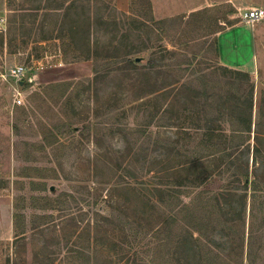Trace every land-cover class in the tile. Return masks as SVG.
Listing matches in <instances>:
<instances>
[{"label": "rangeland", "instance_id": "rangeland-1", "mask_svg": "<svg viewBox=\"0 0 264 264\" xmlns=\"http://www.w3.org/2000/svg\"><path fill=\"white\" fill-rule=\"evenodd\" d=\"M130 3L124 14L117 0H54L36 13L32 0H0V191L14 195L17 227L13 241H0V264H241L252 233L264 264V202L253 222L250 213L252 197L264 196L254 175L264 74L248 130V84L224 71L215 39L232 7L158 20L150 0ZM74 4L92 10V60L75 58L58 33L44 40L42 27L57 22L59 31ZM29 12L38 16L25 26ZM127 51L138 52L139 75L126 72ZM17 67L26 69L19 82ZM248 168L246 221L220 231L219 216L209 234L227 245L207 241L194 253L201 210L216 209L215 194L242 190Z\"/></svg>", "mask_w": 264, "mask_h": 264}, {"label": "trees", "instance_id": "trees-1", "mask_svg": "<svg viewBox=\"0 0 264 264\" xmlns=\"http://www.w3.org/2000/svg\"><path fill=\"white\" fill-rule=\"evenodd\" d=\"M33 5L38 4L39 6H35L31 9L28 10H34L36 13H40V10H52L51 9V1L54 0H32ZM46 1V5L43 7V3ZM57 1V0H56ZM149 1V0H148ZM64 9V3L60 4L55 8V11H61ZM34 17V19H31V21H28L26 17ZM38 14H35V12H29V15H23V21L25 26L26 25H34L36 23L35 17H37ZM51 16L49 14L46 15V18H50ZM23 26V28H25ZM58 23L55 22L54 27L48 28V30L45 31V27H42V30L45 32L47 35L44 40L49 41L52 40L56 37V33L59 34L58 39H64L67 41L65 44L66 47H69V52H74L75 58L80 59V58H85L86 60H92L95 57H98V53L96 51L97 49V43L93 44V37L95 35L94 32V20L92 18V10L90 6H77V5H70L64 14L63 17V25L61 26V29L58 31ZM110 50H114L116 52L115 56L112 58L118 59L121 57L120 53L123 51L121 46V43L116 41H112L109 44ZM138 52H133V51H127L125 52V61L123 63H126L127 65V71L131 75H139V64L137 61V58H132V56L136 55ZM151 63V62H150ZM117 65V64H116ZM119 66V65H118ZM121 67V66H119ZM224 71L233 73L237 75L239 78H245L246 83L248 84L249 88V97L247 96V101L245 103V113H249V117L245 118L244 120L245 125H248L247 129L251 130L252 129V122L250 121L251 119V113L254 109V93H255V86L252 83L251 77L247 73L243 72H238V71H233L228 68H223ZM123 71V70H122ZM166 88V87H165ZM164 86L162 88L157 89V90H150V94H155L157 91H160L161 89H165ZM61 94V99L65 97L67 90H64ZM182 92V91H181ZM149 92H146L145 96L143 99L149 97L148 96ZM172 93L174 91L168 92L167 96L165 99H168L171 97ZM153 95H150L153 96ZM160 95V94H158ZM154 96L157 99L161 100V96ZM162 95V94H161ZM158 97V98H157ZM164 99V100H165ZM263 101V100H262ZM248 119V120H247ZM257 146L254 149V161L256 163V168L254 171V175L256 179L260 183H264V149H261V146L263 145V141H261L259 138L256 139ZM212 147V146H210ZM209 147V148H210ZM260 161V162H259ZM243 177H244V188L238 192H231V191H222L218 194H215L213 196V200L216 205V209H213L209 207H204L201 210L200 215L203 217L204 222H200L199 228H196L191 235V240L194 248V253H197V245L203 244L207 241H209L210 244H212L214 247H217L219 249H223V245L220 243H224V245H227L228 239L225 236H222L224 238H220V236H215L212 234H209L211 231L210 229H213L214 226L211 223L213 220H219V226L216 229H219L222 231L223 229L225 230L227 228L228 223L235 222L241 223L240 225L244 224L247 218V213H248V208H249V196H248V190H249V179H250V174H249V168L243 172ZM260 188L256 189V191H260ZM264 202V196L263 195H258V196H253L252 200L250 202V213H251V222L254 221V211L256 208H261V202ZM220 214V215H219ZM250 231L254 229V224L250 223ZM220 234V233H219ZM197 235V236H195ZM254 233L252 235L250 234V242H248V247L246 250V246L244 242L241 244V250H240V255H241V264H244V261L246 260L249 264H257L259 260V252L256 250V247L254 245L253 238ZM227 239V240H226ZM183 246V245H182ZM200 246V245H199ZM204 261V260H202Z\"/></svg>", "mask_w": 264, "mask_h": 264}, {"label": "crops", "instance_id": "crops-1", "mask_svg": "<svg viewBox=\"0 0 264 264\" xmlns=\"http://www.w3.org/2000/svg\"><path fill=\"white\" fill-rule=\"evenodd\" d=\"M150 2L153 14L158 20L188 17L224 5L232 7V12L228 16L232 24L215 35L221 65L233 71L249 74L254 85L260 79V73L264 74V19L255 25L243 23L240 19L241 13L246 10L253 8L264 10V0H150ZM117 6L124 14L130 12V0H117ZM229 35H232L231 45ZM230 52L236 55L237 61L229 58ZM263 99L264 91L261 103ZM13 196L11 192L0 191V241H13L16 236V209Z\"/></svg>", "mask_w": 264, "mask_h": 264}, {"label": "built area", "instance_id": "built-area-1", "mask_svg": "<svg viewBox=\"0 0 264 264\" xmlns=\"http://www.w3.org/2000/svg\"><path fill=\"white\" fill-rule=\"evenodd\" d=\"M240 19L243 23L255 25L256 23L262 21L264 19V10L260 8H253L250 10H246L241 13ZM26 74V69L24 67H17L12 71V77L17 79V81H22ZM16 105H23V97L20 92H17V100Z\"/></svg>", "mask_w": 264, "mask_h": 264}]
</instances>
